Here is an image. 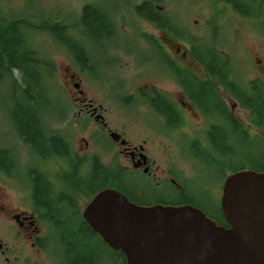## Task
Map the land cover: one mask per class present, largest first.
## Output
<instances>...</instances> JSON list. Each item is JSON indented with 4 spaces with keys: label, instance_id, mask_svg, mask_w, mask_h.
<instances>
[{
    "label": "flooded vegetation",
    "instance_id": "1",
    "mask_svg": "<svg viewBox=\"0 0 264 264\" xmlns=\"http://www.w3.org/2000/svg\"><path fill=\"white\" fill-rule=\"evenodd\" d=\"M123 2L72 0L66 19L58 14L52 18L66 25L68 63L63 70L69 100L46 90L45 104L39 105L36 114L45 134L43 141L33 140L39 142L40 152L17 135L13 144L0 140L5 151L0 164V257L4 262L9 261L10 247L28 245L37 252L47 250L57 264H62L64 253L67 263L78 244L72 246L67 235L62 238L63 230L72 228L79 235L92 231L82 212L97 191L89 196V185L65 188L59 184L60 176L65 180L76 173L88 176L96 166L108 174L111 188L135 204H189L187 198H194L186 196L187 184L171 166V154L162 149L158 160L152 144L176 143L177 137L193 149L190 157L181 152L182 158L196 159L208 148L220 152V143L245 142L247 129L264 140V57L249 59L246 70L252 76L245 78V59H232L226 49L225 27L215 23L200 38L187 34L154 0ZM91 18L101 24H91ZM153 27L159 29L160 38L154 37ZM137 46L151 49L149 59L147 54V59L136 55ZM252 92L258 93V103L248 107L245 95L249 98ZM63 120L70 124L66 129L82 124L79 152L60 133L62 127L53 126ZM226 175L220 194H211V185L198 190L216 200L220 216ZM36 184L41 185L38 192ZM163 187L176 197H163ZM78 251L89 253L84 247Z\"/></svg>",
    "mask_w": 264,
    "mask_h": 264
},
{
    "label": "rangeland",
    "instance_id": "2",
    "mask_svg": "<svg viewBox=\"0 0 264 264\" xmlns=\"http://www.w3.org/2000/svg\"><path fill=\"white\" fill-rule=\"evenodd\" d=\"M72 0H0V13L7 12L11 9L20 15L28 18L32 23L39 24L42 21L47 22L55 16L61 19L67 18V11L71 7ZM107 3L109 0H103ZM122 3L123 0H118ZM260 1V0H259ZM262 5L264 8V0ZM250 2L257 4V0ZM155 5L160 4L169 11V15L175 18L177 22L182 25V29L186 30L187 34L197 36L200 38L206 37L204 34L205 28L219 24L220 29L225 27L227 31L228 47L226 48L231 54L232 59H245V78L252 76L246 70L249 67V59H262L264 57V9L260 8V18L245 16V18L238 11L234 10L231 5L226 4L222 0H154ZM66 17V18H65ZM48 23V22H47ZM208 25L209 27H207ZM179 27V25H176ZM144 28H147L144 25ZM154 37L160 38L159 29L153 27ZM32 46L36 49L42 57L47 60L45 65L43 79L48 89H53L54 96H58L63 100L68 99L66 74L63 70L68 63L67 49L58 44L50 34L43 30L33 32L30 35ZM180 42H184L180 39ZM144 46V45H143ZM136 55L140 59H148L151 55V49L136 47ZM250 69V68H249ZM15 73V71H13ZM96 99L101 98L107 100L108 97L95 96ZM45 104V102H43ZM12 100L10 97L9 88L0 86V140L4 143H11L17 141L12 136V127L8 123L9 112L11 110ZM48 106V104H47ZM49 108V107H48ZM49 110H51L49 108ZM52 112L55 116L57 109ZM46 111V110H44ZM248 113H245V121L248 120ZM246 123V122H245ZM65 125L70 126L65 120L54 122L53 126H60V133L70 142L71 148L74 152L80 151L78 137L82 135L80 123H75L74 126L65 128ZM248 136H245V142L232 141V143H220V152H216L211 148L202 150V154L198 155L196 159H184L181 152L187 157H190L189 152L193 150L189 145H186L183 140L176 138L178 142L174 143L167 140L165 143H154V154L161 159L162 149L171 154L169 160L171 166L186 182V196H192L195 200L209 208L213 213H216V200L209 199L203 193L198 192L203 185H211L213 188L211 194L216 196L220 194L219 185L224 177L233 168L240 165H256L262 157H264V140L256 138L251 131H245ZM263 139V138H262ZM22 148V147H21ZM20 149V148H19ZM23 153V152H22ZM21 153V156L23 157ZM206 153L214 158L205 157ZM102 160L104 158L102 157ZM130 176V175H127ZM59 184L66 188L65 179L63 176L59 177ZM123 183L129 185L130 181L124 178ZM160 189V188H159ZM158 190V189H156ZM163 197L175 198L174 191L169 187L161 188ZM154 195L159 196L156 192ZM146 197L154 198L153 194H145ZM67 235L71 240L72 246L76 244L82 245L85 249H91L92 252L98 254L101 261L110 253L108 247L104 245L96 236L89 237L87 234L79 235L74 232L72 228L63 230L61 237ZM56 241L57 236H56ZM56 242V243H57ZM50 250V249H49ZM9 261L4 262L3 257H0V264H57L53 258L49 256L47 250L37 252L24 245L22 247L12 249L8 254ZM61 258V257H60ZM62 264L66 263L65 254H62Z\"/></svg>",
    "mask_w": 264,
    "mask_h": 264
},
{
    "label": "water",
    "instance_id": "3",
    "mask_svg": "<svg viewBox=\"0 0 264 264\" xmlns=\"http://www.w3.org/2000/svg\"><path fill=\"white\" fill-rule=\"evenodd\" d=\"M219 209L225 226L190 204L139 205L104 187L82 215L125 264H264V157L225 176Z\"/></svg>",
    "mask_w": 264,
    "mask_h": 264
},
{
    "label": "trees",
    "instance_id": "4",
    "mask_svg": "<svg viewBox=\"0 0 264 264\" xmlns=\"http://www.w3.org/2000/svg\"><path fill=\"white\" fill-rule=\"evenodd\" d=\"M230 3L235 10L245 16L260 18V8H263L262 1L257 0V4L250 2L251 0H222ZM48 22V23H47ZM47 22L42 21L39 24L32 23L28 18L20 15L11 9L7 12L0 13V86L9 88L10 97L12 100L11 110L9 112L8 123L12 127V135H17L22 141L29 143L38 151L39 142L36 139L41 138L43 141L44 130L40 129V122L37 118V111L39 105L43 104V99L46 96L48 89L44 79L43 73L47 60L37 53L32 46L30 35L33 32L43 30L48 34L53 35L60 44L64 47L69 44L66 38V25L64 22H54L52 19ZM90 23L99 26L101 24L96 18H91ZM209 54V53H207ZM15 71V73H13ZM255 85L253 84L252 88ZM258 93H250L249 98L245 95V104L251 107L250 104H256ZM247 99L250 100L247 103ZM261 105V102H259ZM259 105V106H260ZM245 136H248L245 133ZM33 140H35L33 142ZM4 149L0 148V164L3 162ZM40 152V151H38ZM3 154V155H2ZM210 157V156H206ZM263 158V157H262ZM262 160V159H261ZM261 160L256 165H240L233 168L235 171L241 168L259 169ZM3 165H0V167ZM102 170V169H101ZM103 171V170H102ZM108 170L106 169L105 172ZM65 183L69 188L74 186L83 187L89 185V196L94 194L101 188L113 187L110 178L104 173L100 172L96 166H92L88 176H79L77 173L72 178H66ZM37 189V190H36ZM41 189V185L35 186V192ZM212 199V197H208ZM187 198V203L199 207L204 213L215 219L217 223L225 226L222 217L218 213V206L216 213H213L209 208H206L199 201ZM89 237L99 236L90 231ZM109 249V254L101 261L98 254L89 250L88 254H81L82 245L74 248L73 256L67 261V264H125L123 254L119 250Z\"/></svg>",
    "mask_w": 264,
    "mask_h": 264
}]
</instances>
